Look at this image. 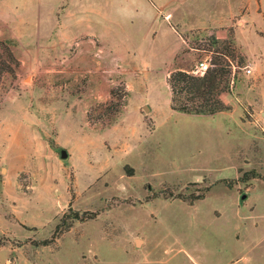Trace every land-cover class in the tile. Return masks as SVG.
Returning <instances> with one entry per match:
<instances>
[{
  "label": "rangeland",
  "instance_id": "obj_1",
  "mask_svg": "<svg viewBox=\"0 0 264 264\" xmlns=\"http://www.w3.org/2000/svg\"><path fill=\"white\" fill-rule=\"evenodd\" d=\"M155 1L170 63L147 0H0V264H264V0ZM219 58L231 109L164 103Z\"/></svg>",
  "mask_w": 264,
  "mask_h": 264
},
{
  "label": "trees",
  "instance_id": "obj_2",
  "mask_svg": "<svg viewBox=\"0 0 264 264\" xmlns=\"http://www.w3.org/2000/svg\"><path fill=\"white\" fill-rule=\"evenodd\" d=\"M215 40L217 43L221 41L230 43L216 37ZM226 46L229 48L231 44ZM216 52L219 56H228L223 51ZM212 64L204 75H196L186 69H177L170 73L167 84L171 92L170 107L173 110L188 114L212 115L231 109V105L221 97L223 92L231 88L230 79L227 77L231 72V64L220 58L212 61ZM18 65L19 59L9 43L0 39V85L6 74H16ZM110 105L116 106V102L111 101Z\"/></svg>",
  "mask_w": 264,
  "mask_h": 264
},
{
  "label": "crops",
  "instance_id": "obj_3",
  "mask_svg": "<svg viewBox=\"0 0 264 264\" xmlns=\"http://www.w3.org/2000/svg\"><path fill=\"white\" fill-rule=\"evenodd\" d=\"M148 2H150L152 5H154V6H157V8H158V10L160 11V12H163L164 14H165V16H167V19L166 20H168L169 21V23H170V25L171 26H175V25H173V24H171L172 23V17H170V12H167L166 13V11L164 10V6L163 5H157V3H156V1L155 0H147ZM165 20V21H166ZM166 23H168L167 21H166ZM193 27H197V26H193ZM202 27H215V26H211V25H205V26H202ZM192 28V27H191ZM178 30L177 32H178V39H179V41H178V44H177V46H176V48L173 50V51H171L169 54H168V56H167V60H169V61H167V62H169L170 63V60H172L173 58H174V60H175V57H174V54H175V51L176 50H178L180 47H181V44H182V42H183V40H184V37H183V35H182V33H181V28L179 29L178 28V25L177 26H175V30ZM190 29V28H189ZM140 30V29H139ZM188 30V29H187ZM185 32V31H184ZM140 33H141V31H140ZM181 35H180V34ZM148 34V33H147ZM157 34V33H156ZM156 34L153 36V37H155L156 36ZM103 42V41H102ZM104 45V44H103ZM105 47H107V48H109L110 49V51H113V50H116V49H125V50H127V52L129 51L128 49H132V50H135V47L133 46V44H131V43H128L127 42V40H124L123 42H121V43H118V44H116V45H112V46H109L108 44L107 45H104ZM106 48V49H107ZM136 52H137V54H138V51L137 50H135ZM172 52H173V54H172ZM133 55V56H132ZM132 55L130 56V54H129V56L130 57H133V58H136V53L135 52H132ZM166 64V63H165ZM175 70H177V69H175ZM174 71V70H173ZM172 72V71H171ZM168 79V78H167ZM157 96H159V94H157ZM170 96H171V92H170ZM170 96H167V98L164 100V103H167V104H170ZM157 101H158V97H157V100H156V103H157ZM148 104L150 105V107H151V111L153 110V107L155 106V104L152 102H149V100H148ZM157 105L159 106V103H157ZM245 197V196H244ZM243 256V255H242ZM242 256H240V257H237V259H235V261L234 262H236L237 261V263L238 264H257V262H255V256L254 257H251V253H249V254H247L246 256H244V257H242Z\"/></svg>",
  "mask_w": 264,
  "mask_h": 264
},
{
  "label": "built area",
  "instance_id": "obj_4",
  "mask_svg": "<svg viewBox=\"0 0 264 264\" xmlns=\"http://www.w3.org/2000/svg\"><path fill=\"white\" fill-rule=\"evenodd\" d=\"M212 62H209L208 60L206 61H201L199 62V64L197 65L196 69L192 70L191 72H193L196 75H204L205 72L212 66ZM252 69H248V72L251 73Z\"/></svg>",
  "mask_w": 264,
  "mask_h": 264
},
{
  "label": "water",
  "instance_id": "obj_5",
  "mask_svg": "<svg viewBox=\"0 0 264 264\" xmlns=\"http://www.w3.org/2000/svg\"><path fill=\"white\" fill-rule=\"evenodd\" d=\"M67 156V151L66 150H63L62 151V157H66Z\"/></svg>",
  "mask_w": 264,
  "mask_h": 264
}]
</instances>
